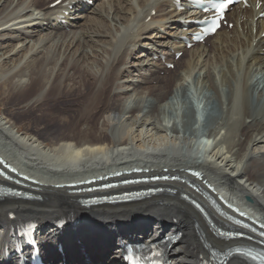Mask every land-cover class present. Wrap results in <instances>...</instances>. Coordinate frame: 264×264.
Segmentation results:
<instances>
[{"label":"bare ground","instance_id":"6f19581e","mask_svg":"<svg viewBox=\"0 0 264 264\" xmlns=\"http://www.w3.org/2000/svg\"><path fill=\"white\" fill-rule=\"evenodd\" d=\"M65 1L55 8L47 6L49 0L34 1L35 11L30 15L21 10L22 0H0V15L15 3L17 12L20 10L12 26L0 23V91L5 107L3 112L0 108V154L14 159L19 167L23 164L38 175L39 182L28 190L38 197L37 201L0 200V248L7 243L10 227L28 220L39 223L38 238L45 242L43 252L50 264H123L124 246L130 242L137 239L147 242L158 235L171 236L178 232L182 233L181 239L168 252L171 264H199L203 256L209 255V248H234L238 242L226 241L213 227L216 223L219 229H227L231 224L222 217L214 218L210 207L211 202H217L228 216L235 218L229 207L224 206L221 198L224 194L220 192L224 190L230 194V202H240L264 220V37L261 36L264 19L255 21L259 12L254 9L234 8L229 15L236 24L233 30L219 31L209 39L210 47L206 44L187 50L174 41L182 26L178 24L177 11H165L170 4L136 0L138 6L135 7L131 0H106L100 9L97 3L93 8L78 5L75 20L87 21V26L76 39L77 33L70 38L67 29L52 20L56 14L71 11L70 6L64 5ZM119 1L123 3L118 4ZM125 8L129 13L123 12ZM154 9L157 14L145 23ZM35 14L42 16L30 19ZM89 15L94 16L89 19ZM80 20L72 22V27L81 26ZM45 23L48 24L47 38L35 41L33 30L44 29ZM22 24H28L32 32L25 34L17 30ZM153 37L163 42L157 45ZM127 40L130 41L127 43ZM49 44L55 47L54 52L49 50L52 47ZM146 45L153 47L142 51L148 63L159 54L170 55L168 62H174L175 53L181 51L186 52L188 59L181 72H167L171 75L169 78L159 76L160 71L166 69L163 64L155 63L150 76L142 75L140 81L128 80V89L117 92L119 96L140 92L141 85H148V99L141 100L139 103L145 104L137 109L125 111L124 107L113 103L117 100L113 87L122 76L118 65H125L127 53L117 65L116 57L114 61L97 62V71L92 70L94 66L78 63L74 64L72 75L65 73L66 69L60 70L64 65L67 68L65 61L69 58L82 60L84 64L88 62L91 58L88 49L96 56L101 51L107 55L109 51L118 52L121 46L136 49ZM181 61L182 58L176 66ZM148 63L141 62L139 69L142 71V66ZM197 69L199 75L194 74ZM255 72L261 77L254 78ZM193 75L195 82L200 84L201 81L217 94L220 114L209 115L215 125L203 133L209 141L215 142L212 151L209 141L203 144L197 141L198 130L190 126L179 130L176 113L179 93L185 95V79ZM152 82L158 87H150ZM171 82L177 83L175 90H178L172 94L173 105L170 104L175 114L172 110L168 116L171 121L165 124L157 102L162 104L169 100L165 91ZM224 86L229 87L224 94L226 103L222 100ZM13 106L24 109L20 116L37 121L32 130L43 136L42 140L20 132L8 120L9 115L15 114V109H9ZM192 109L197 119L193 105ZM65 112L69 117L62 120L60 117ZM185 119L186 128L192 124L190 112ZM111 130L116 135L112 141L106 134ZM220 134L222 139H219ZM58 141L62 142L56 143ZM201 149L203 157H198L197 151ZM135 168L144 169L145 176H179L196 184L200 193L183 182H169L165 187L174 194L143 202L86 208L79 202L83 196L64 187L68 178L82 182L85 176L97 172L106 175L113 170L116 172L115 169ZM191 169L200 170L205 179L191 177ZM206 181L217 186L220 194L211 190ZM185 196L198 201L207 212L188 202ZM68 213L80 216L78 227H57L56 221ZM59 244L63 245L65 257L57 249ZM228 264L247 263L236 257Z\"/></svg>","mask_w":264,"mask_h":264},{"label":"rangeland","instance_id":"374dc122","mask_svg":"<svg viewBox=\"0 0 264 264\" xmlns=\"http://www.w3.org/2000/svg\"><path fill=\"white\" fill-rule=\"evenodd\" d=\"M22 1H23V3H22L23 6L21 7V10H25L26 12H29L30 15H31L35 11L34 1L36 2L37 0H22ZM52 1H55V0H51V1L49 0V3L47 4V6H49L50 2H52ZM131 1L134 2L133 4L135 5V7L138 6L136 0H131ZM104 2H106V0H98L97 1V6H98L97 8L100 9L101 8L100 6H102ZM117 3L118 4H122L123 2H120L119 1ZM129 3H131V2L129 1ZM17 8H16V3L14 5H11L10 7L6 8L2 12V14L0 15V23L1 24L2 23H4V24H10L11 26L13 24H15V22H16L15 19L18 17V14L20 13V10L18 11L19 13L17 12ZM166 9H167V11H169L168 8H166ZM36 12L39 13V11H37V10H36ZM123 12L124 13H129V10H127V8H125V11H123ZM37 15L42 16V14H35V15H32V17L30 19L35 18ZM93 16L94 15H91V16L89 15L87 17L89 19H91V18H93ZM127 16H128V14H127ZM142 21H141V18H139L138 19V22H139L138 25H141ZM147 21L149 22V20H147ZM147 21H146V23H148ZM80 24H82V25L81 26H78L77 28H71V29L66 30V33L68 35H70L69 36L70 38H72L75 35V33H77L75 35V38L77 39L78 38V35L80 34V32L82 33L83 31L86 30L87 21H81ZM136 24L137 23L133 24L132 26L134 27V25H136ZM167 25L169 26V24H167ZM17 27H18L17 30H20L22 33H25V34L28 33L29 34V33L32 32V30L29 29V25L28 24L18 25ZM13 28H16V27H13ZM46 28L47 27L44 26V29L42 28V29H38V30H35V31L33 30V33L35 35V41H37L39 39L41 41V38L42 39H46L47 38L46 35H48L49 32L46 30ZM136 30H137V32L139 31L138 28H136ZM58 39L59 38H57L56 40H58ZM152 40H153V42H156L157 41L156 42L157 45H159L160 42H163L162 39H160V38H158V39L154 38ZM129 41L127 40V43ZM50 45L52 47H50L49 50H53L52 52H54L55 47L52 44H49V46ZM41 47L42 46H39V48H41ZM147 47H148V45H146L145 47H141V46L140 47H136V49H135L134 47L126 48V46H121L119 49H117L118 52H116V51L115 52L109 51L108 52V55H107L106 53H104V52L101 51V52H98L96 56L93 55V53L90 51V49H88V52H89V55L91 56V58L89 57L90 60L88 62H86L85 64H84V62L82 60H80L78 62L76 60V58H74V59L73 58H69L70 60L65 61V63L67 62V64H68L67 65V68H66V65H64L65 67L62 66L61 68H60L61 65H59V67L57 69L60 68V70L62 69V71L64 69H66L65 70V73L68 72L70 75H72V73H74V71H73L72 68H73L74 64L78 63V65H81V66H94L92 70H94V71L96 70L97 71V68H98L97 65H96L97 62L104 61V63H105V62H109V61H114V59L116 57L118 60L115 61V64L117 65L118 62H119V59H121L125 55V53H127V56H125V58H126L125 59V65L124 64L121 65V66L118 65L120 67V73L122 72L121 73L122 76H121L120 80H118L114 84L113 93L116 95V99L117 100L113 101V103H115L116 106L118 105V106L124 107L125 108V111H126V109H130V110L131 109H137L141 105L144 106L145 103H143V102L148 99V93H147L148 90L146 89L147 88L146 86H148V85H145V84L141 85L140 92L133 93V94L131 93V95L130 94H128V95L123 94V95L119 96L117 94V92L125 91L126 89H128L127 88L128 83H129L128 80H130V81L132 80L133 82H134V80L140 81L143 74L144 75L145 74L148 75L150 73L149 72V69H151V67H149V65L147 66V68L144 67V66H142V67H144L142 71L139 69V67H140L139 65L141 64V62L144 63V61H146V63H148L147 62L148 61L147 58L144 57V56H142V51H145L147 49ZM148 48H153V47L149 45ZM116 53H118L117 56H116ZM128 53H129V55H128ZM187 59H188V56L185 55V57L182 58V61L180 62V64L177 65L174 70H170L171 74H174V73H177V72H181L182 68L184 67V63H185V61ZM81 62H83V63H81ZM134 66H137V67H134ZM148 67H149V69H148ZM146 69H147V71H146ZM218 69L219 68H216L215 71H218ZM76 70H78V68H76ZM212 70H213V67H212ZM199 73H200V71H199V69H197V70H195V73L194 74L195 75H199ZM195 75H193L192 77L188 76L185 79V80H187L186 81V84H185V86H187V89L185 91V95H182V92L180 91L181 93H179L180 94V99L179 100L181 102V105L179 104V107L177 106V108H180V106H181L185 110V114L184 115H186L187 112H190L191 113V119H190V121L192 120L191 121L192 124L191 125H188V127L185 128V123H186L187 119H185V117H182L181 116V121H182L181 123L182 124L181 125L179 124V130H183L184 131L186 129H189L190 127H192L195 130H197L195 128V124H196V120L197 119L194 116V110L191 107L190 95H192L193 101H195L196 105L199 106L200 108H201V106H200V101H201L202 107L204 106L203 109L207 112V116L208 117L206 119L205 126L202 127V130H208L210 126L215 125V122L210 118L211 116H209V115H212L214 117H217L220 114V111H221V110L220 111L218 110V108L220 106H219V103L217 101V94H215L214 91L212 89H210L209 86H207V87L204 86V84H202L201 81H200V84H198L197 81L195 82V78H194ZM260 75L261 74H258L257 72H255L254 73V78L261 77ZM159 76L169 78L171 75L170 74H167L166 72L161 71L159 73ZM201 80H203L202 77H201ZM26 81H27V79H26ZM0 82H2V81H0ZM156 82H152V84L150 85V87H158V84ZM1 85H4V84H1ZM168 87L169 88L165 91L166 94H167L166 95L167 97L168 96H171L172 95V92L173 93L175 92L174 90L177 89V83H175V82L172 83L171 82V84ZM224 89L225 90L222 92V95L225 94L226 90H229V87L227 88L226 86H224ZM137 95H139V97ZM257 97L258 96L256 95L255 96V99ZM135 98H137V99L135 100ZM199 98H200V101L198 100ZM141 100L143 102L139 103ZM222 100L226 103V101H227L226 100V95H224V98ZM163 103H165V102H163ZM163 103L161 104V102H157V108H158L160 117H162V119L164 118V120L166 122L165 124H167L169 121H171V117L169 118L168 116H170V112L172 113V110L173 109L171 110V108H172L171 105H173V104H171L172 103L171 102V103H168L167 105H163ZM2 104H3L2 103V92L0 91V108H1V110L3 112L4 109H5V107H3ZM12 108L15 109V111H14L15 114L14 115H9L8 116V120H10V122L14 126H17V128H18V130L20 132H22V133L27 132L30 135L34 136L35 138H40V139L43 138V136H40L37 132L34 133V131L32 130V129H34V127H35V125L37 123V121L34 120V118H31V117H28V116H20L21 113L24 110L21 107L18 108V107L13 106V107H11L9 109L13 110ZM153 109H155V108H153ZM255 110L257 111V108H255ZM17 112H19V113H17ZM176 113H178V112H176ZM17 114H19V115H17ZM174 114H175V108L173 110V115ZM177 116L179 117V114H177ZM68 117H69V115L66 114V112H65V114L62 115L60 118L62 120H64V119H66ZM179 120H180V118H179ZM43 126L44 125H41L40 126V128L42 129L41 131H44ZM97 126L99 127V123H97ZM223 132H225V131H223ZM106 134H108V136H109V138H110L111 141L116 136L112 132V130L110 132L106 133ZM222 136L223 135L220 134L219 139H222ZM201 137L203 138L200 141L201 144H203V141H207V142L209 141L208 140V137L206 135L204 137V134H203V136H201ZM61 142L62 141H58L56 143H61ZM209 143H212V141H209ZM201 151H202V149L200 151H197V156L198 157H203V154L204 153H202ZM7 201H11V200H7ZM7 201L2 202V203H6ZM70 201H73V200H70ZM12 202L19 203L18 201H12ZM35 206L36 205L34 204V206L32 208H34Z\"/></svg>","mask_w":264,"mask_h":264},{"label":"snow or ice","instance_id":"6c2138e0","mask_svg":"<svg viewBox=\"0 0 264 264\" xmlns=\"http://www.w3.org/2000/svg\"><path fill=\"white\" fill-rule=\"evenodd\" d=\"M217 27H218V25H217ZM212 30L215 31V28H213Z\"/></svg>","mask_w":264,"mask_h":264}]
</instances>
